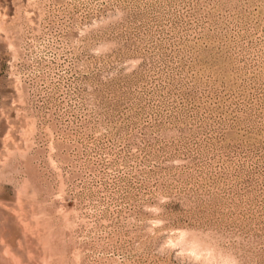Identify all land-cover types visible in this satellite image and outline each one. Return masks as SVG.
Instances as JSON below:
<instances>
[{"label": "rangeland", "instance_id": "obj_1", "mask_svg": "<svg viewBox=\"0 0 264 264\" xmlns=\"http://www.w3.org/2000/svg\"><path fill=\"white\" fill-rule=\"evenodd\" d=\"M0 264H264V0H0Z\"/></svg>", "mask_w": 264, "mask_h": 264}]
</instances>
